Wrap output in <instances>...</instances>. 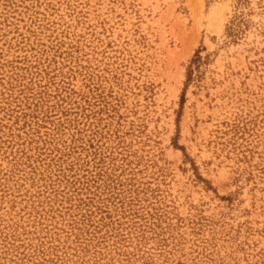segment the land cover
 I'll return each instance as SVG.
<instances>
[{
    "label": "rangeland",
    "instance_id": "rangeland-1",
    "mask_svg": "<svg viewBox=\"0 0 264 264\" xmlns=\"http://www.w3.org/2000/svg\"><path fill=\"white\" fill-rule=\"evenodd\" d=\"M0 264H264V0H0Z\"/></svg>",
    "mask_w": 264,
    "mask_h": 264
},
{
    "label": "trees",
    "instance_id": "trees-1",
    "mask_svg": "<svg viewBox=\"0 0 264 264\" xmlns=\"http://www.w3.org/2000/svg\"><path fill=\"white\" fill-rule=\"evenodd\" d=\"M195 57H199V55L197 53H195Z\"/></svg>",
    "mask_w": 264,
    "mask_h": 264
}]
</instances>
